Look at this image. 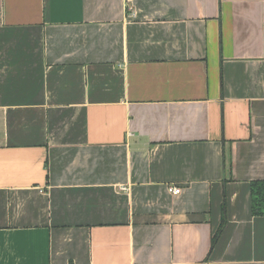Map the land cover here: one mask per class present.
I'll return each instance as SVG.
<instances>
[{"label": "crops", "instance_id": "crops-1", "mask_svg": "<svg viewBox=\"0 0 264 264\" xmlns=\"http://www.w3.org/2000/svg\"><path fill=\"white\" fill-rule=\"evenodd\" d=\"M260 180L264 0H0V264H264Z\"/></svg>", "mask_w": 264, "mask_h": 264}, {"label": "trees", "instance_id": "trees-1", "mask_svg": "<svg viewBox=\"0 0 264 264\" xmlns=\"http://www.w3.org/2000/svg\"><path fill=\"white\" fill-rule=\"evenodd\" d=\"M251 195H252V211H254V214L261 215L264 211V181H254L252 183V189H251ZM226 220L224 219L222 222V225L219 227V230L213 237L212 245L216 244L218 238L222 234L224 230Z\"/></svg>", "mask_w": 264, "mask_h": 264}, {"label": "built area", "instance_id": "built-area-1", "mask_svg": "<svg viewBox=\"0 0 264 264\" xmlns=\"http://www.w3.org/2000/svg\"><path fill=\"white\" fill-rule=\"evenodd\" d=\"M169 190H170V192H172L173 194L178 195V194H180V192H181V190H182V187H181V186H176V185H171V186L169 187Z\"/></svg>", "mask_w": 264, "mask_h": 264}]
</instances>
